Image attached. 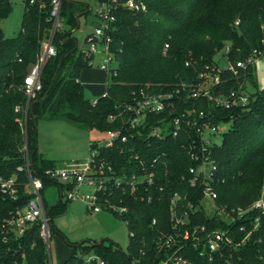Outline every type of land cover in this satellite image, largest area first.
I'll return each mask as SVG.
<instances>
[{
	"label": "trees",
	"instance_id": "trees-1",
	"mask_svg": "<svg viewBox=\"0 0 264 264\" xmlns=\"http://www.w3.org/2000/svg\"><path fill=\"white\" fill-rule=\"evenodd\" d=\"M24 1L19 34L6 38L0 30V176L14 174L17 182L15 199L0 193V264H49V249L39 235L37 224L29 226L18 237L2 232L1 227L3 218L21 208L30 197L24 191L28 181L27 158L34 174L43 175L45 170L56 167L54 161L38 152V120L60 119L100 132L114 129L118 125L110 122L108 115L114 112L116 105L130 102L135 90L146 85L154 90H167L180 82L194 80L205 65L219 68L215 56L226 44H229L228 61L261 58L264 54V0H139L146 8L137 12L119 6L114 11L116 19L109 42L116 62L115 73L110 75L105 95L94 100L84 97L78 79L80 71L90 66L92 56L78 50L73 36L79 26V15L91 8L80 2L63 0L64 28L53 35L55 54L47 58L41 69V90L30 100L26 114V96L18 86L35 62L40 43L48 36L50 23L36 5ZM9 9L10 1L0 0V19ZM165 43L168 49L164 52ZM189 59L191 65L185 66ZM254 63H247L241 70L242 78L255 89L250 93L253 99L245 107L219 111L222 118L230 122V127L222 134L221 142L212 147L217 175L222 180L216 188V203L234 211L247 209L259 196L264 181V89L258 88ZM218 75L223 81L218 85L222 91L235 85L229 72L221 69ZM16 106H19L17 111ZM191 138V131L161 140L134 135L125 143L117 141L112 147H100L98 156L115 170L124 164L133 168L134 154L146 162L158 158L157 161L164 163L166 173L161 177L164 192H153L155 198L151 204L125 195V203L129 206L127 213L124 217L114 215L127 220L128 232L133 231L126 251L107 239L82 241L69 245L70 255L62 264H99L95 260L86 263L87 256H95L103 264H134L136 260L139 264H155L160 257L155 240L161 232H168L172 227L169 205L172 192L187 194L190 199L191 188L185 176L191 164L187 155ZM49 185H56L60 190L58 200L50 206L45 205L43 197V189ZM43 189L44 206L53 227L52 212L62 211L63 185L44 178ZM117 194L111 192L103 196L114 202ZM195 214L192 222L227 227L232 244L224 256L217 255L210 262L188 247L185 250L191 264H264V216L252 230L250 221L254 211H247L241 219L231 214L230 225L203 210Z\"/></svg>",
	"mask_w": 264,
	"mask_h": 264
},
{
	"label": "built area",
	"instance_id": "built-area-1",
	"mask_svg": "<svg viewBox=\"0 0 264 264\" xmlns=\"http://www.w3.org/2000/svg\"><path fill=\"white\" fill-rule=\"evenodd\" d=\"M63 0H29L30 5L45 13L50 23L48 36L40 43L35 62L24 75L22 83L18 86L26 96L24 113L26 114L29 102L41 90L40 72L48 57L55 54L52 38L56 31L64 28L61 15ZM137 12L145 10V4L139 0H109L96 3L95 16L97 24L92 32L87 34L81 51L88 57L89 65L93 64L96 54H101L98 67L108 75L114 74L116 62L109 47L112 23L115 21L114 11L118 7ZM238 21H235L237 24ZM168 49L165 43L163 51ZM229 44L224 45L217 54L225 61L223 66L214 68L205 65L196 78L188 82H180L167 90H154L150 85L139 87L133 92V98L124 105H116L114 112L108 115L110 122L117 123V127L103 131L106 137L90 143L89 156L85 161L74 160L63 163L58 167L45 170L43 175L34 174L27 158L25 171L28 181L24 191L30 195L26 203L3 218L2 232L18 237L31 225L37 224L39 235L48 246L51 235L50 217L44 206L42 189L43 179L63 185L62 194L67 200L80 199L86 205L89 213H98L107 210L113 214L124 217L129 206L125 203V195L151 204L155 198L153 192H164L161 177H164V163L158 158L146 162L133 155V168L126 164L115 170L102 157L98 156L99 148L112 147L115 142H127L130 137L139 135L145 138L164 139L167 136L176 137L182 131L193 132L187 147V155L191 164L187 167L186 183L191 188L190 199L187 194L173 191L170 196L172 211V227L168 232H161L155 240V247L160 257L155 264H191L186 248L191 247L198 251V256L209 262L215 256H224L226 249L231 246L232 238L229 229L217 226H206L192 222L195 212L205 211L209 216H218L226 225L233 221L231 214L235 213L241 219L247 211H254L251 217L252 230L259 225L264 216V185L257 199L245 209L228 210L218 206L217 185L222 181L217 175V164L212 155V147L218 144L214 135L220 133L221 123H230L222 118L219 111L245 107L252 99L247 91V83L242 78L241 70L247 63L258 59L248 57L246 60L228 61L226 54ZM115 66H112V64ZM191 60L185 61L190 66ZM223 69L235 79V85L222 91L218 85L221 82L218 72ZM105 92L103 93V96ZM190 100L194 102L188 104ZM201 104L207 106L202 107ZM19 106L15 107L17 111ZM223 134V133H222ZM24 149L26 147L24 146ZM83 187L90 191H81ZM118 192L114 202L104 198L105 193ZM0 193L4 197L15 199L17 196L16 176H0ZM102 196V197H101ZM103 198V199H101ZM192 216V217H191ZM127 222V220H126ZM155 220H152L154 223ZM243 230V227L239 228ZM133 237V231L128 232ZM249 233L243 238L246 239ZM6 236H4V240ZM144 255L143 251L140 253ZM97 261L95 256H87L86 263ZM139 264V261H134Z\"/></svg>",
	"mask_w": 264,
	"mask_h": 264
},
{
	"label": "rangeland",
	"instance_id": "rangeland-1",
	"mask_svg": "<svg viewBox=\"0 0 264 264\" xmlns=\"http://www.w3.org/2000/svg\"><path fill=\"white\" fill-rule=\"evenodd\" d=\"M10 9L6 16L0 19V30L6 38L16 37L21 30V21L25 8L24 0H9ZM88 5L90 11L79 15L78 28L73 32L77 41V48L81 50L87 34L92 32L97 24L95 16V0H71ZM103 59L101 54H96L93 59V66H97ZM215 59L220 66L225 61L217 54ZM112 66H115L113 63ZM110 81V74L108 75ZM259 85V84H258ZM263 84L259 85L262 87ZM264 88V87H262ZM261 89V88H259ZM247 91L255 92L252 85L247 83ZM84 97L93 100V96L84 89ZM220 133L214 135L217 143L221 142L222 133L230 127V123L219 125ZM106 137L104 132L95 129L82 130L75 128L65 120H38L36 125V144L39 153H43L47 159L54 161L56 167L63 163L74 160L85 161L89 156L90 143L95 140H103ZM264 185V181L262 186ZM56 185H49L43 189V196L50 203L58 200ZM81 191H90V188L83 187ZM61 213L52 212L51 235L48 241L49 264H62L70 255L69 245L82 241H99L102 239L111 240L123 251H126L128 244V228L126 222L116 217L112 212L102 210L99 213H89L86 205L80 199L71 200L66 204L65 192L61 196ZM46 205V204H45ZM25 264V263H23Z\"/></svg>",
	"mask_w": 264,
	"mask_h": 264
},
{
	"label": "crops",
	"instance_id": "crops-1",
	"mask_svg": "<svg viewBox=\"0 0 264 264\" xmlns=\"http://www.w3.org/2000/svg\"><path fill=\"white\" fill-rule=\"evenodd\" d=\"M254 64H255L254 73H255L257 85L263 84L262 87H264V54L261 56V58L256 60ZM78 79L81 85L83 86V89L88 90L89 93L93 96V100H94L97 97L103 95V93L105 92L106 85L108 83L107 81L108 74L104 70L100 69L98 65L93 66L92 64L91 66L84 68L80 71ZM259 85H258V88L264 89ZM72 126H74L75 128H80L82 130L90 131V129H85L80 126H76V125H72ZM41 154L45 157L43 153ZM56 193L58 194V198H59V195H60L59 188H57ZM44 201L46 205H49L45 197H44ZM55 203L56 201H52L50 205H54Z\"/></svg>",
	"mask_w": 264,
	"mask_h": 264
},
{
	"label": "water",
	"instance_id": "water-1",
	"mask_svg": "<svg viewBox=\"0 0 264 264\" xmlns=\"http://www.w3.org/2000/svg\"><path fill=\"white\" fill-rule=\"evenodd\" d=\"M99 241H100V240H99ZM99 241H98V242H99Z\"/></svg>",
	"mask_w": 264,
	"mask_h": 264
}]
</instances>
